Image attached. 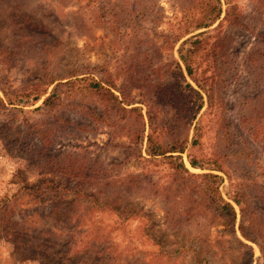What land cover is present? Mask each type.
Masks as SVG:
<instances>
[{"label":"rangeland","instance_id":"obj_1","mask_svg":"<svg viewBox=\"0 0 264 264\" xmlns=\"http://www.w3.org/2000/svg\"><path fill=\"white\" fill-rule=\"evenodd\" d=\"M221 6L175 42L199 1L0 0V264H264V0ZM149 112L195 175L146 155Z\"/></svg>","mask_w":264,"mask_h":264},{"label":"trees","instance_id":"obj_2","mask_svg":"<svg viewBox=\"0 0 264 264\" xmlns=\"http://www.w3.org/2000/svg\"><path fill=\"white\" fill-rule=\"evenodd\" d=\"M196 1L197 2L199 1L200 6H201L199 16H195L194 14L187 15V18H185V21L183 23L184 26H183L182 31L180 33H178L174 38L175 42H178L181 38L189 35L190 33L195 32L199 29L208 28L216 20H218L220 18L221 13H222L221 0H196ZM230 17H231V19H230ZM225 18L228 19L231 23H236V24L241 23L240 16L238 14H234V13L230 12V7L225 13ZM202 34H204V31H199L196 34H192L189 37L184 38L182 40V42L180 43V46L183 47L184 45L187 44L186 50L189 51V55H190V52L197 51L199 36H201ZM180 57L184 62V67H185L187 74L190 77H192V72H191L190 64H189L190 60H187L188 55L187 54L184 55L181 53ZM176 68H178L180 71L182 70V68L178 62H176ZM183 80H184V84L186 87L185 91L187 89H189L190 91H192L196 95V108L199 110L203 106L202 95L199 92H197L191 86V84L189 82H187L185 79H183ZM92 81L93 82H91L90 84H88L86 86V89L90 90L93 88H98V89L103 88V86H101V84L99 82H97L95 80H92ZM107 83H109V85L110 84L113 85V83L111 81H109ZM119 91L122 95L121 100H119V98L115 94L111 93L113 101H118V102H120V104L123 103L125 105H130L131 102L126 98V96H124L122 94L121 90H119ZM175 91L183 92L182 86L180 84L175 86ZM47 99L48 98H46L43 101V103L47 102ZM123 108L127 109L129 112H134V111L137 112V114H138L137 117H139L142 121L141 122V128H142L141 139H143V137H144V135H143L144 134V132H143L144 122H143V116L141 114L140 108H138V107L126 108L125 106H123ZM147 115H148V120H149V132L146 134V146H145L146 155L150 156L151 158H157V157L163 156L164 159H167V160H169V162L174 163L172 167L175 168L178 171V173H182L185 176L195 175L194 173H192L188 170V168L185 166L183 158H182V153H184L186 150L187 139L181 140V139L176 138L174 136H171L168 141L161 139L160 137L156 136V134H154L153 118L151 117L150 112ZM189 123H191V121L190 122L188 121V124ZM193 130H194L193 142H195L196 141V132L198 131V126L194 125ZM188 163L191 167H194V168H201L202 167V165L200 163H198L197 160H195L189 156H188ZM212 169L220 170V166H218V168H212ZM197 175H200L202 177L213 178V180L216 181V183H218L219 180H221V177L217 174L204 173V174H196V176ZM217 191H218L217 186H214L213 187V194H216ZM230 197L233 201H235L237 203V205L240 207V209H242L240 200L237 199L236 196H230ZM218 199L221 201L222 207L224 209L228 210L229 216L231 217V219H234L235 218V212H234V207L232 206V204L230 202L224 200L220 196H218ZM241 232H242L243 236L246 237V235L244 234L242 229H241Z\"/></svg>","mask_w":264,"mask_h":264}]
</instances>
